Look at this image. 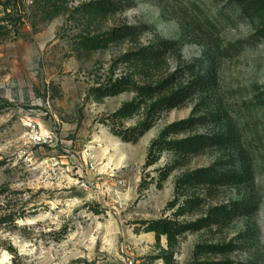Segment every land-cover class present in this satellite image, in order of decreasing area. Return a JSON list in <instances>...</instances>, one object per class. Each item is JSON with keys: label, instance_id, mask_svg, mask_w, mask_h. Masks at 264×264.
<instances>
[{"label": "rangeland", "instance_id": "rangeland-1", "mask_svg": "<svg viewBox=\"0 0 264 264\" xmlns=\"http://www.w3.org/2000/svg\"><path fill=\"white\" fill-rule=\"evenodd\" d=\"M91 2L102 9L82 7ZM263 24L237 0H69L38 31L27 22V37L0 43V98L9 102L0 110V212L23 213L0 225V264H165L143 220L191 222L236 202L246 211L182 234L173 264H264V37L255 35ZM114 29L122 35L104 47L79 44ZM122 77L152 87L173 79L144 95L94 98L91 87ZM180 89L190 90L185 99L135 142L103 122L137 98L143 108L118 121L137 125L147 104ZM189 116L204 118L168 139L227 141L180 158L163 179L177 156L166 149L148 166L150 145ZM33 123L45 135L40 143L29 140ZM207 166L247 170L246 180L176 191L183 173ZM203 243L233 247L195 254Z\"/></svg>", "mask_w": 264, "mask_h": 264}, {"label": "trees", "instance_id": "trees-1", "mask_svg": "<svg viewBox=\"0 0 264 264\" xmlns=\"http://www.w3.org/2000/svg\"><path fill=\"white\" fill-rule=\"evenodd\" d=\"M69 0H0V43L16 40L19 38H25L29 34L26 28L27 22L31 25L32 32L38 31L39 20L52 18L63 12L65 5ZM244 13L255 14L257 16H264V0H237ZM93 6V7H92ZM83 8H97L102 9V4L87 3L82 5ZM79 8V7H78ZM122 30V29H121ZM122 35L117 29L111 31V33H104L96 36H82L79 38V44L86 48H99L104 47L108 41L116 40ZM257 37H264V24L261 25L255 34ZM139 54V53H138ZM142 55L144 61H147V57L156 56ZM172 77L160 82L157 86H140L134 83L127 77L116 78L110 80L107 84H100L91 87V93L97 101H101L104 97L112 94H116L122 91H136L139 95H144L148 91L155 89H161L164 84H168L172 81ZM197 84H195L196 86ZM190 90L180 89L171 94L161 96L154 100L150 104H147L143 110V119L134 126H123L118 123L122 119H127L135 115L140 111L144 104L142 101L135 98L130 101L122 103V105L115 110L110 116H108L103 122L110 127V131L121 138L123 141L135 142L146 131H148L155 119L159 114L167 109L179 105ZM264 96V88L262 90ZM8 101L0 98V110L8 105ZM200 118L197 116H189L179 121H174L167 125L155 138L151 145L147 156L146 165L150 166L155 164L161 157L163 151L166 149L171 150L174 155L177 156L175 163L169 168L161 171V177L164 179L170 171L177 167V163L180 158L186 157L191 153H195L211 145L217 147H224L227 141V137L222 134L206 135L195 134L191 136L168 139L169 136L182 132L185 129L193 127L199 122ZM246 172H240L238 170H224L220 171L217 167L207 166L199 167L197 169L187 171L183 173L176 181V191L182 192L188 187L196 186H212L226 182L240 183L246 180ZM160 185V183H159ZM194 200L192 198H186L185 204H190ZM184 204V205H185ZM188 204V205H189ZM248 204L246 202H236L232 208L227 206H219L210 210L207 216L198 218L191 222H181L179 220L162 217L158 219L143 220L144 231L154 232L157 244L161 247L158 257H160L165 264H173L174 262V247L178 244L182 234L188 230H193L203 225L210 223H221L223 220H229L238 211H246ZM248 211V210H247ZM23 213H15L14 211L0 212V225L8 221H15L17 216H22ZM162 236L167 239V248L161 246ZM232 243H219V244H198L195 249V254L204 255L206 252H223L232 249ZM16 264V259H13V263ZM200 264H236L233 260L222 261H206Z\"/></svg>", "mask_w": 264, "mask_h": 264}, {"label": "built area", "instance_id": "built-area-1", "mask_svg": "<svg viewBox=\"0 0 264 264\" xmlns=\"http://www.w3.org/2000/svg\"><path fill=\"white\" fill-rule=\"evenodd\" d=\"M29 140L32 143H40L45 140V135L40 131L37 124H31L29 130Z\"/></svg>", "mask_w": 264, "mask_h": 264}]
</instances>
